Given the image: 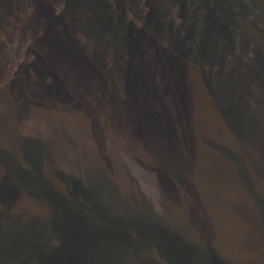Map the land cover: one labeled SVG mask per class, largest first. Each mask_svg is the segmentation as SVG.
Listing matches in <instances>:
<instances>
[{"label": "rangeland", "instance_id": "374dc122", "mask_svg": "<svg viewBox=\"0 0 264 264\" xmlns=\"http://www.w3.org/2000/svg\"><path fill=\"white\" fill-rule=\"evenodd\" d=\"M237 140L253 181L264 148V0H0V264H93L94 247L100 264L174 263L160 235L115 219L107 233L98 210L151 219L136 210L150 200L184 221L170 183L191 199V148L214 146L238 167ZM92 192L113 193V206ZM63 205L74 209L66 217ZM224 240L205 243L229 260L241 245Z\"/></svg>", "mask_w": 264, "mask_h": 264}, {"label": "trees", "instance_id": "16d2710c", "mask_svg": "<svg viewBox=\"0 0 264 264\" xmlns=\"http://www.w3.org/2000/svg\"><path fill=\"white\" fill-rule=\"evenodd\" d=\"M209 27L210 26L205 25L203 30L207 31ZM168 36H170V34ZM230 36L231 35L226 36V41H230L231 38ZM170 37H171L170 38L171 45L177 47L175 48L174 51L175 52L177 51V54L178 53L180 54L184 49V47H182L183 45L182 41L177 38L178 36L173 35ZM198 40H200V42L204 44L208 42L207 36L205 35H202L200 39L198 38ZM196 42L198 44V41ZM237 74L241 80L240 84L243 88L254 90L255 87L254 83L245 82V80H243V78L241 77L242 73L240 71ZM233 109L235 110V112L238 113L239 124L242 125V132L239 134V136L243 134L245 140V135L247 138L248 137L247 134L251 132L249 130L252 129V127H250L251 122L248 120L247 114H245L247 110L249 112L248 105L246 106L245 103L241 101V104H239L237 107L233 106ZM243 144L244 141L241 142L240 140L238 141V144H236L237 145L235 147L236 149L232 148L234 151L235 150L240 151V153L237 151L234 152L235 155H237L238 157L237 158L238 161L242 160V162H239L240 166L238 167H237L238 162H235V164L229 162L226 163L225 161H223V159H221V157H219L218 159L214 151L215 148H213L214 146L212 148L211 145H209L210 147H204V148L201 147H194L193 149L191 148L193 154L191 155L190 160H188L189 166L187 169L184 168V170L187 171L186 174H188L187 175L189 178L187 180L188 184L191 183L190 181H193V183L196 181L193 184V186L189 188L191 192L190 194L192 195L191 199L190 197H188V194L186 195L188 200L184 198L180 199L181 194L177 191V188L179 187L175 185L173 179L172 182L171 179L168 178V181H171L170 187L172 190L171 191L172 199L174 200V202L181 204L183 206V210L185 211L184 221H180V222L176 221V219L173 218L171 212H168V214L166 213L158 214L156 212V208H154L153 204H151L150 200H148L147 201L148 204H146V206L142 204L139 206V209L136 210L137 213L139 211H140L139 213H141L144 211L145 208L146 211H148V213L152 217L151 219L150 217H148V219L147 218L145 219L143 215L142 218L136 219L133 216H131V214L129 217L125 215L124 217L121 218V216L117 214L118 212H116L115 210H113L114 208H112L110 209V211H108V213L106 212V210H98L99 216H97V221H98L97 224H100L102 227H104L107 233L108 231H110V227H113L111 226L110 223L111 222L115 223V221H113L114 219L117 221L125 220L124 223L130 225L136 224L138 227H140V229L144 231L143 234H145L149 230L154 231L155 233L160 235L161 239L164 242H166V244L170 243L168 253L174 262L172 264H206V262L218 263L219 259L217 258H221L220 260L221 262H219L220 264H245L244 261L246 260L247 257L246 255L248 253L246 243H245V249L242 248L241 251L236 252L235 255L232 256V258H229V260L227 259L225 260L224 258L219 257V255L217 256V254L213 253L207 248V245L205 243V238L199 237L197 233L195 236H192V238L190 236L191 223L193 225V228L197 227V224L195 223L197 218V213L198 214L202 213V210H199L198 208L195 207L198 206L196 204H205L207 206L215 202L218 203L219 205L223 204L225 207H227L228 205L231 211H235V210L239 211V215L242 217V223H245L247 220L246 215H247V207H248L249 210L248 214H250L251 219H253L254 217L253 214L255 213L254 212L255 205L254 202L252 201L254 200V196L251 195L250 192H254V189L256 190V186L260 190H264V188H262L263 184H260L261 179L264 178V148L262 151L259 152L261 153V156L257 159L255 163V170L253 166L254 176L252 181L250 178L251 165L247 164V159L245 157L247 155L245 154V152L242 151ZM224 147L227 148V145ZM167 162L169 163L171 161L168 160ZM252 163L254 164V162ZM174 169L180 170L181 167H173V171H168V174L169 172L173 173L175 171ZM213 175H215V178ZM256 180H260L258 184L255 183ZM249 184H251L250 187L252 188V190L248 189ZM259 194L262 196L260 198L264 200V193H259ZM92 195L96 199L97 201L96 203L104 206V204L108 202L107 206H109V208L113 206L112 203V201H114L113 193L106 194L105 195L106 198H101L102 195H99L95 192H92ZM246 197H248V200L246 199ZM246 200L249 202L248 205L247 202H245ZM115 203H117V200L115 201ZM60 208L61 210H63L64 208V211L66 210L67 212L65 213V215H63V217H66L67 216L66 214L71 213L74 210L71 209L69 206H64V205L61 206ZM204 209L205 208H203V210ZM20 217L19 219H21ZM49 217L50 215L47 218H40L41 220L40 222L41 223L48 222ZM34 218H35L34 215L28 217L26 220L27 223H30ZM16 219H18V217ZM16 219L15 221H19V219L18 220ZM22 220L23 221L25 220L24 217H22ZM95 232L97 233L96 230ZM262 237L263 238L258 248L259 251L256 252L254 251L255 253L254 257H256L255 260L258 259L260 264H264V234L262 235ZM106 239L107 238H104L99 234L97 242L98 244L101 245L102 242H105ZM252 240L253 239L250 240L249 244L251 243L252 246L255 247V244L252 243ZM0 244H1L0 252H1V256H3L7 254L8 251L5 249L3 242H0ZM96 249L97 248L94 247L91 252L92 262L93 264H100L102 263L103 259L98 258V256H100L101 254L100 252L97 253ZM142 260H144L146 264H161L156 259H150L145 256L142 258ZM34 264H39V263L34 262Z\"/></svg>", "mask_w": 264, "mask_h": 264}, {"label": "water", "instance_id": "95a60500", "mask_svg": "<svg viewBox=\"0 0 264 264\" xmlns=\"http://www.w3.org/2000/svg\"><path fill=\"white\" fill-rule=\"evenodd\" d=\"M258 184V183H256ZM256 193L254 197L255 213L253 214V222L249 210L247 207L246 222L242 223V217L239 215V211H231L229 206L225 207L223 204L219 205L218 203H213L209 205L205 204H196L195 206L199 210H202V213H197L196 224H197V235L202 238H206L207 241L210 239L222 240V245H225L224 239H229L231 242L236 241L240 243L241 248L237 250L240 252L242 248L245 249V243L247 244V257L244 261L245 264H260L259 260H255L254 251H259V245L262 240V235L264 234V200L259 193H264V190H260L256 186ZM248 200V197H246ZM247 205L249 204L248 201ZM203 208H205L203 210ZM251 236V238H250ZM252 243L255 244V247L252 246ZM249 240V241H248ZM255 242V243H254ZM238 248V244H236ZM215 245V244H214ZM250 245V246H249ZM257 256V254H256Z\"/></svg>", "mask_w": 264, "mask_h": 264}]
</instances>
